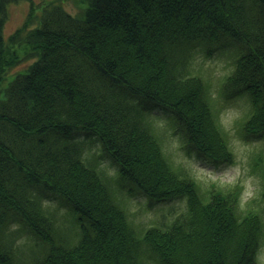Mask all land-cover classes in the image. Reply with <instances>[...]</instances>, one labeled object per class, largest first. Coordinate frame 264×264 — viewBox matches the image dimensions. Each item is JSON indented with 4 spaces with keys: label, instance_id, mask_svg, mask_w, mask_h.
<instances>
[{
    "label": "trees",
    "instance_id": "obj_1",
    "mask_svg": "<svg viewBox=\"0 0 264 264\" xmlns=\"http://www.w3.org/2000/svg\"><path fill=\"white\" fill-rule=\"evenodd\" d=\"M17 1L0 0V264H255L262 213L239 208V186L203 189L175 164L150 110L171 115L188 151L233 161L191 61L198 44L235 43L220 92L248 94L236 125L264 136V0H88L82 16L51 1L35 26L30 16L6 38L7 6ZM104 155L117 174L101 165ZM124 183L150 201L186 198V208L137 228L119 193ZM46 192L78 215L69 237ZM26 229L36 246L20 244Z\"/></svg>",
    "mask_w": 264,
    "mask_h": 264
},
{
    "label": "rangeland",
    "instance_id": "obj_2",
    "mask_svg": "<svg viewBox=\"0 0 264 264\" xmlns=\"http://www.w3.org/2000/svg\"><path fill=\"white\" fill-rule=\"evenodd\" d=\"M51 1L61 4L67 11L79 16L84 14L88 5V0H19L9 3L4 23L6 38L19 26H22L30 16L33 17L31 25L35 26L36 17ZM207 47L200 44L196 46L192 55L191 67L194 73L201 75L208 84V91L213 104L219 111L220 124L229 135V142L234 152L233 161L216 163L206 155L188 151L183 146L181 131L175 128L168 112L160 108H152L150 116L157 132L161 134L158 135L162 139L164 151L175 164L184 166L197 179L203 189H208L212 184L224 189L239 186L241 188L239 208L241 210H258L264 217V136H244L236 125V122L246 115L251 107L248 94L242 93L231 98H225L220 92L224 77L230 74L234 68L237 53L236 44L229 43L228 46L222 48ZM15 49L19 56L25 53L23 47H15ZM30 61L23 60L12 72L17 73L24 70ZM12 72L4 82L3 87L16 74ZM87 143L91 152L100 148L97 142ZM101 158V165L107 173L110 175L117 174V166L112 160L105 155ZM119 193H121L122 202L130 220L137 228H146L153 224L171 221L187 205L186 198L150 201L136 189L130 192L128 183H124L119 188ZM43 202L56 210L58 222L64 228V234L68 237V233L74 234L71 232L78 229L77 219L75 220L78 215L76 216L70 210L69 205L50 192L43 195ZM83 219L87 220L84 217L81 221ZM73 224L76 225L77 229H71ZM14 226L17 224L14 223ZM36 239L28 229L19 232V241L23 247H27V244L32 245L33 242V246H36ZM255 264H264V232L255 256Z\"/></svg>",
    "mask_w": 264,
    "mask_h": 264
}]
</instances>
